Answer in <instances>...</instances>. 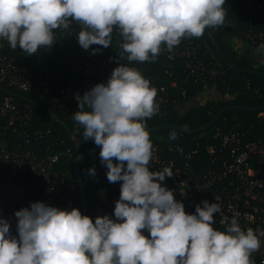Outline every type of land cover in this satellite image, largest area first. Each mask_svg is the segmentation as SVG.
<instances>
[{"label":"clouds","instance_id":"obj_1","mask_svg":"<svg viewBox=\"0 0 264 264\" xmlns=\"http://www.w3.org/2000/svg\"><path fill=\"white\" fill-rule=\"evenodd\" d=\"M225 0H0V39L29 55L51 47L54 30L81 26L76 38L88 50L122 37L129 61H154L182 38L200 37L225 22ZM264 49V44L260 45ZM100 49H92L95 54ZM157 90L137 69L115 67L107 82L82 96L73 120L83 136L101 146L110 183L122 182L114 217L83 215L32 202L17 210L18 237L0 217V264H253L264 231L243 230L236 217L226 230L213 227L221 203L202 201L194 213L161 184L170 167L150 171L152 141L146 118L159 111ZM175 139V133L170 134ZM89 173L95 175V167ZM142 230H147L145 235Z\"/></svg>","mask_w":264,"mask_h":264},{"label":"built area","instance_id":"obj_2","mask_svg":"<svg viewBox=\"0 0 264 264\" xmlns=\"http://www.w3.org/2000/svg\"><path fill=\"white\" fill-rule=\"evenodd\" d=\"M243 4L249 28L235 38L238 53L244 45L254 48L264 43V0H243ZM255 20L259 23L257 28ZM74 23L72 21L70 26ZM55 30L66 34V29ZM77 34L68 30L64 53L81 79L63 86L58 85L54 72L37 69L45 61V56L50 55L48 47L29 55L19 47L12 49L7 40L0 39V174L3 176V190L8 193L9 201L18 207L16 211L37 201L60 209L73 208L74 186L67 183L63 172L56 168L59 157L70 156V150L61 148L50 153L57 142L62 145L63 140L55 138L56 131L51 127L34 126L32 121L34 107H45L46 103L68 115L75 132H80L81 128L84 131L72 118L79 111L75 96L77 93L82 96L96 80L105 77L108 80L117 65L100 45L83 49ZM112 37L120 46L122 37L118 31L114 30ZM162 48L164 50L158 56L166 60L164 73L169 77L174 74V65H180L185 78L194 82H203L221 73L207 47L196 42L194 37L182 38L171 51L164 45ZM92 49L100 51L92 54ZM160 93L167 95L164 88H160ZM164 99L157 95L155 102L161 105ZM257 116L264 119V111ZM211 139L217 140L218 145L206 148L213 164L206 171L194 170L190 163L196 151L184 153L180 147L170 148L174 156L167 158L163 150L152 146L148 167L153 172L165 167L173 170L174 175L166 177L161 184L174 192L177 201L183 202L187 213H194L197 204L202 207L204 200L221 203L223 214H213L214 228L224 231L231 218L236 217L243 230L264 231V132L258 138H251L248 130L237 126L226 131L217 129ZM33 181L37 182L43 200L29 189ZM121 183L115 184L113 192L104 201L102 216L107 214L115 218V202L120 197ZM0 217L10 222V233L18 237L14 213H4L0 207ZM142 232L149 235L147 230ZM260 239V249L252 253L257 255L253 264H264V237Z\"/></svg>","mask_w":264,"mask_h":264},{"label":"trees","instance_id":"obj_3","mask_svg":"<svg viewBox=\"0 0 264 264\" xmlns=\"http://www.w3.org/2000/svg\"><path fill=\"white\" fill-rule=\"evenodd\" d=\"M223 8L225 10V22L222 25L208 29L220 45L226 58L239 69L255 70L264 73V61L256 60L252 55L251 48H243L238 53L233 47L234 39L249 28L247 11L243 0H225ZM254 26L256 28L259 26L257 20L254 21ZM68 30L79 32L81 26L75 21L64 33L67 34ZM54 34L56 40L51 47H48L50 55L45 56V61L43 64H39L37 69L45 71V73L54 72L57 77L56 81L60 86L80 80L81 78L78 79V75L76 76L72 64L64 53L68 45L66 34H62L59 30H54ZM194 40L200 45L207 47L220 69L221 73L219 75L208 78L203 82H194L191 79L185 78L180 65H174L172 69L174 74L172 77H169L164 73L167 63L163 57L158 56L154 61H129L127 60V53L121 55L122 49L114 38L112 39V45H109L107 48L104 47L113 63L118 66L119 62L120 65L137 69L145 78L149 79L150 86L156 88L157 95L165 97L164 103L159 105V111L151 118H146L147 129L163 124L194 129L206 125L225 106L239 105L251 108L264 106V80L262 78L255 75L238 74L226 67L205 33L200 37H194ZM262 44L264 43L257 44L253 49H260L264 52V49L260 48ZM105 78L101 81L96 80L92 82V87L98 83L106 82L107 79ZM160 88H164L167 93L166 96L160 93ZM206 90L215 92L219 95V98L207 100L182 114L178 112L177 106L179 104L194 98ZM257 115L258 113L255 112L230 110L226 111L220 120L206 131L196 134H186L176 130L164 129L149 133V136L152 146H156L158 150H163L167 158H173L174 156L173 152L170 151L172 147H180L184 153L196 151L190 163L194 170L206 171L213 165L212 160L209 159V154L206 152V148L209 146L216 148L218 145L217 140L211 139L214 132L217 129L226 131L239 126L240 129L248 130L251 138H258L264 132V119L259 118ZM33 117L32 124L34 126L43 124L45 127H51L56 131L55 138L63 140V144L60 145L57 142L56 147L50 153L59 151L61 148L70 150V156L59 157L56 168L63 172L65 181L74 186L72 192L73 208H78L81 211L73 160L79 153L99 145H96L92 140L85 141L82 128L80 132H75L68 115L64 114L62 110L46 103L45 107H34ZM173 132L176 135L175 139L170 138V134ZM99 153L86 156L79 163L88 216L93 221L97 216H102L104 201L113 192L117 183H110L108 181L105 165H100L95 171V175L90 174L86 170L85 166ZM32 185L29 189L36 192L38 199L43 200L42 192L37 187V182L33 181ZM0 207L4 213H15L18 208L9 201L8 193L3 190L2 174H0ZM255 256L257 255H251L252 261Z\"/></svg>","mask_w":264,"mask_h":264},{"label":"water","instance_id":"obj_4","mask_svg":"<svg viewBox=\"0 0 264 264\" xmlns=\"http://www.w3.org/2000/svg\"><path fill=\"white\" fill-rule=\"evenodd\" d=\"M206 36L209 38L210 42L212 43V46L215 50V52L217 53V55L219 56V58L221 59V61L223 62V64L228 67L230 70H232L235 73L238 74H247V75H255L258 76L260 78H262L264 80V73L262 72H258L255 70H248V69H239L237 67H235L233 64H231L229 62V60L226 58L225 54L223 53L220 45L218 44V42L215 40L214 36L212 35V33L209 31L208 28L205 29ZM230 110H241V111H249V112H255V113H259V112H263L264 111V106L262 107H258V108H251V107H247V106H239V105H229V106H225L223 107L217 114L216 116H214L210 122H208L206 125L201 126L199 128H194V129H187L178 125H172V124H163V125H159L156 127H152V128H148V132L149 133H153L156 131H160V130H164V129H170V130H176L179 132H183L186 134H196L202 131H206L208 129H210L212 126H214L222 117V115L226 112V111H230ZM101 150V146H97L95 148L89 149V150H85L81 153H79L73 160V168H74V173H75V178H76V187L78 190V195L80 198V205H81V211L83 215H88V211H87V203H86V198H85V193H84V187H83V181H82V177L79 171V163L80 161L85 158L86 156L95 154L97 152H100Z\"/></svg>","mask_w":264,"mask_h":264},{"label":"rangeland","instance_id":"obj_5","mask_svg":"<svg viewBox=\"0 0 264 264\" xmlns=\"http://www.w3.org/2000/svg\"><path fill=\"white\" fill-rule=\"evenodd\" d=\"M235 45H237V42L234 39V42H233L234 50H235ZM241 45H243V44H241ZM243 48H246V46L244 45L241 49L239 48L238 51L241 52L243 50ZM251 50H252V55L256 60H258V61L264 60V52L262 50H260V49L257 50V49H253V48H251ZM218 98H219V95H217L215 92H213L211 90H206L203 93L196 95L194 98H192V99H190L184 103L179 104L177 106V109H178V112L180 114H182V113L186 112L188 109L199 106L207 100H215ZM100 165H103L101 163L100 156L96 155L93 157V159L90 161V163H88L85 166V168H86V170H89L90 168L95 167V169L97 170Z\"/></svg>","mask_w":264,"mask_h":264}]
</instances>
